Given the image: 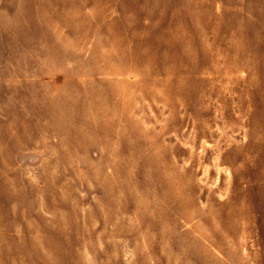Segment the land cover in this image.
<instances>
[{"label":"rangeland","instance_id":"obj_1","mask_svg":"<svg viewBox=\"0 0 264 264\" xmlns=\"http://www.w3.org/2000/svg\"><path fill=\"white\" fill-rule=\"evenodd\" d=\"M0 264H264V0H0Z\"/></svg>","mask_w":264,"mask_h":264}]
</instances>
